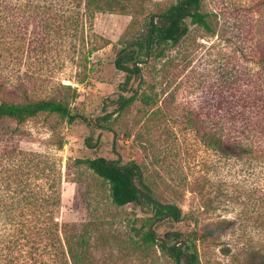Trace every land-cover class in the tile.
<instances>
[{
  "label": "rangeland",
  "instance_id": "obj_1",
  "mask_svg": "<svg viewBox=\"0 0 264 264\" xmlns=\"http://www.w3.org/2000/svg\"><path fill=\"white\" fill-rule=\"evenodd\" d=\"M178 1L123 0V9L95 11L89 18L84 0H54L57 9L64 10L56 19L61 29L58 35L44 40L41 10L28 12L14 0L7 6L1 2L0 101L63 99L72 113L84 117L68 122L57 114L41 113L21 125L26 137L19 146L48 152L56 159L62 175L58 221L90 220L93 227L97 225L95 234L104 229L109 235L107 243L94 239L92 244L98 256L108 258V264H175L174 258L156 247L144 257L143 250L128 240L147 219L145 228L150 226L158 235L166 234L168 245L176 235L185 242L178 264H185V255L193 250L199 264H249L251 259L264 264V155L222 157L193 130L175 123V140L169 147L158 145V158H154L151 150L135 144L133 132L127 137L121 134L132 125L137 103L116 119V114L109 121L100 118L104 111H115L113 101L126 75L114 65L119 39L144 36L151 15ZM77 10L82 16L79 24L66 20ZM200 10L218 13L219 26L225 22L223 35L244 46L248 61L243 60L241 65L262 71L264 76V0H200ZM185 22L187 35L166 53L189 52L187 70L206 73L203 80L212 81L216 71L207 68L219 67L225 61L231 67L235 63L234 45L210 37L204 28L191 23L190 17ZM234 23L239 24V35ZM197 43L202 46L195 49ZM158 63L154 65L158 67ZM142 67L144 77L149 78L147 68ZM185 72L177 80L186 83L179 99L203 95L204 89L197 88L198 77ZM137 85L133 77L126 95ZM105 129L120 134L115 138ZM94 157H104L119 166L136 163L134 173L140 171L148 178L155 199L177 205L179 219H154L153 209L146 203L116 206L109 196V184L75 162ZM163 177H172L173 185ZM2 232L0 264H5L3 257L9 251L1 241L6 239L7 227ZM45 257L23 264H44Z\"/></svg>",
  "mask_w": 264,
  "mask_h": 264
},
{
  "label": "trees",
  "instance_id": "obj_2",
  "mask_svg": "<svg viewBox=\"0 0 264 264\" xmlns=\"http://www.w3.org/2000/svg\"><path fill=\"white\" fill-rule=\"evenodd\" d=\"M3 1L6 6L9 2L0 0V7ZM179 1L160 12L165 17H160L155 24L152 14L144 36L130 40L123 36L119 39L114 65L126 75L119 85L121 92L113 101L117 106L115 111H104L100 118L109 121L116 114V119L137 103L132 125L121 134L127 137L133 132L135 144L144 150H151L154 158H158V145L169 147L175 140V123L193 130L207 147L222 157L264 155L262 71L241 65L243 60L248 61L244 46L237 41H229L223 35L225 22L219 26L218 13L201 11L200 0H185L188 12L184 15L186 8L176 6ZM121 2L123 0H84V12L91 18L95 11H111L116 7L123 9ZM14 3L28 12L41 10L42 19L39 20L45 24L41 25L43 40L58 35L61 26L56 19L62 17L64 10H58L54 0H14ZM80 16L77 10L65 18L79 24ZM186 17H190L191 23L204 28L210 37L217 36L224 43L234 45L235 63L231 67L225 61L219 67L207 68L208 71H216L217 77L212 81L203 80L206 73L196 72L193 68L187 70L191 61L189 52L166 53L187 35ZM6 26L9 27V23ZM234 27L239 35V24L234 23ZM200 46L197 43L194 48ZM157 61L158 67L154 65ZM142 66L147 68L149 78L144 77ZM184 72L193 78L198 77L197 88L204 89L203 95L195 98L188 95L179 99V91L185 89L186 83L177 80ZM133 77L138 85L130 95H126ZM41 113L57 114L67 118L68 122L77 118L84 120L83 116L72 113L68 102L63 99L20 103L0 101V233L7 227L6 239L1 242L9 251L3 257L5 264H23L39 256H46L42 260L44 264H108V258L98 256L92 244L94 239L107 243L109 235L104 229L95 234L97 225L93 227L94 223L90 220L82 223L58 221L62 175L56 159L48 152L24 150L19 146L26 137L21 125ZM105 130L111 131L115 138L120 134L112 129ZM87 144L93 147L88 141ZM75 162L85 165L109 184V196L116 206L146 203L153 209L154 219L179 216L176 204L164 203L153 197L147 177L139 174L136 180L133 178L131 181L130 177L138 167L136 163L131 168V163L116 168L115 161L111 160L108 165L104 157L76 159ZM163 179L171 183L172 177ZM148 220L137 227L128 240L143 250L144 257L149 249L156 247L178 264L182 256L179 246L168 249L156 241L155 229L150 226L145 228ZM2 236L4 233L0 234ZM175 237L174 241L180 240L179 236ZM251 261L249 264H261L255 259ZM185 264H199L196 251L185 255Z\"/></svg>",
  "mask_w": 264,
  "mask_h": 264
},
{
  "label": "water",
  "instance_id": "obj_3",
  "mask_svg": "<svg viewBox=\"0 0 264 264\" xmlns=\"http://www.w3.org/2000/svg\"><path fill=\"white\" fill-rule=\"evenodd\" d=\"M187 12H188V5L186 4V10H185V13H184V14H186ZM153 17H154V15H153ZM151 35H152V30H151V32H150L149 40H150V38H151ZM112 147L114 148V145H113ZM110 161H111V160H107V164H108V165L110 164ZM134 165H135V164L131 163V164L129 165V168H131V167L134 166ZM115 167H116V168H119L120 166H119L118 164H116ZM139 174H141L140 171H139L138 173H136V174H133V175L130 177L131 181H133L134 176L139 175ZM170 216H171V215H170ZM163 218H166V216H164ZM173 219H174V220H178V219H179V216L176 217V218H173ZM153 231H154V230H153ZM154 235H155L156 241L163 243V245H164L165 247H167L168 249H172V248L175 247V246H179V247H178V250L180 251L181 248H182V246L185 244V242H184L183 240H176V241H174L172 244L168 245L167 242H166V239H165L166 234H165L164 236L161 237V236H157L156 233H155V231H154Z\"/></svg>",
  "mask_w": 264,
  "mask_h": 264
},
{
  "label": "flooded vegetation",
  "instance_id": "obj_4",
  "mask_svg": "<svg viewBox=\"0 0 264 264\" xmlns=\"http://www.w3.org/2000/svg\"><path fill=\"white\" fill-rule=\"evenodd\" d=\"M186 1L184 0V1H179V3L178 4H176V6L177 7H180L181 5H183L185 8H186ZM188 5V4H187ZM166 10V9H165ZM186 10V9H185ZM184 13H185V11H184ZM187 14V13H186ZM186 14H184V15H186ZM154 15V17H153V19H157V20H159L160 19V17L161 18H164L165 16H161V13H154L153 14ZM153 23L155 24V22L153 21ZM157 23V22H156Z\"/></svg>",
  "mask_w": 264,
  "mask_h": 264
}]
</instances>
